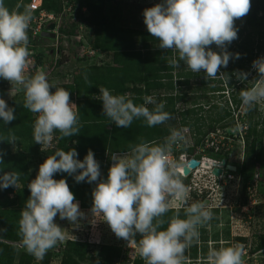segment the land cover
Wrapping results in <instances>:
<instances>
[{"label": "clouds", "instance_id": "clouds-1", "mask_svg": "<svg viewBox=\"0 0 264 264\" xmlns=\"http://www.w3.org/2000/svg\"><path fill=\"white\" fill-rule=\"evenodd\" d=\"M250 8L251 0H162L143 10V22L148 33L159 42L156 47L173 53L169 67L175 69L183 64L193 73L203 70L205 79L229 81L230 76L220 69L226 68L233 57L240 58V53H230L227 46L238 38L235 21L246 16ZM32 19L30 4H17L9 10L4 0H0V78L11 84L9 95L13 86L23 90V107L37 114L34 142L49 146L56 131L60 138L72 137L80 133V124L77 106L70 100L67 89L50 83L44 71L26 74L31 63L27 30ZM213 44L219 53L212 50ZM252 69L258 78H253L251 87L239 91L242 107L247 110L264 102V56L252 62ZM233 75L245 82L249 73L236 71ZM84 78L88 82L86 75ZM98 99L102 101L103 114L118 128H128L137 119L148 127L171 119V114L164 110L165 103L157 102L151 95H145L143 103L137 105L127 94L113 95L101 86ZM146 105L153 107L149 109ZM14 111L0 98V118L5 125L16 119ZM187 137L195 143L194 136ZM187 137L183 130L172 128L163 144L141 140L131 145L127 153L113 152L106 179L91 149L83 160L77 158L75 148L56 149L27 184L30 196L20 211L17 246L42 260L65 240L62 227L55 223L57 216L70 224H79L87 218L67 181L53 178L57 173H67L77 183L95 182L91 192V223L106 222L118 239L135 244V251L145 264H186V250L199 243V228L213 218L205 203L188 204L189 190L181 178L183 156L179 161L169 158L173 146L186 145ZM7 142L14 149L15 134H9ZM5 154L0 150V164ZM19 176L15 171L0 175V189L16 187ZM173 201L184 207L185 219L179 217V212L167 221L164 219ZM6 231L0 228V233ZM243 256V245L209 247L206 264H244Z\"/></svg>", "mask_w": 264, "mask_h": 264}, {"label": "trees", "instance_id": "trees-1", "mask_svg": "<svg viewBox=\"0 0 264 264\" xmlns=\"http://www.w3.org/2000/svg\"><path fill=\"white\" fill-rule=\"evenodd\" d=\"M106 1L41 0L40 8L56 16H63V24L62 22L59 24V21L51 23L55 25L59 35H72L76 39L75 27L78 26V23H84L87 26H93L95 34H99V40L102 41L96 46H91L92 49L103 52L105 55L111 52L114 53L113 64L115 65L95 66V69L87 75L88 82L83 77L81 79L75 78L72 84H54L57 87L67 89L70 92V99L71 96L78 97L76 111L78 112L80 133L72 137L60 138L59 132L56 131L51 143L52 148L44 151L47 155H52L56 149L69 151L75 148L78 153L77 158L83 160L87 151L91 149L95 159L100 163L102 177L105 179L111 166L110 155L113 152L127 153L130 151L131 145H135L141 140L153 142L157 145L163 144L165 138L170 135V129L175 124H178V128L192 129L193 135L200 137L195 140V143L198 144L206 135L227 128V124L221 127H217L216 124L229 117L228 120L233 121L231 111L227 105L222 108L215 105L210 106L208 102L206 105H202L197 103L196 98L189 96L186 92L189 80L200 77V74H194L191 70L185 71L184 68L175 71L176 68L169 67L168 60L173 53L171 50L165 51L156 47L159 42L148 33L146 27L139 32L111 27L105 14ZM30 2L31 0H4L9 10L15 9L17 4H29ZM155 4L157 2L150 4L149 7ZM64 8L70 9L71 16L66 17V14L62 13ZM36 15L37 12H33V17ZM247 28L258 37L255 45L251 32L243 36V30H238V38L230 45H236L235 47L242 51L239 59L242 60L245 56L251 66L259 53L264 55V0H251V8L244 22V29ZM27 34L30 39V30H27ZM134 37H138L136 43H134ZM30 40L29 52L33 57H36L40 64L44 52L42 53L35 43L37 40H42V38L35 36ZM78 44L81 45L79 42ZM137 45L138 48H136ZM51 52L54 53V49H51ZM82 59L85 60L86 57L83 56ZM2 81H0V88L5 87ZM202 84L204 85V82ZM133 85H140L141 87L138 88ZM101 86L108 88L111 93L116 95L127 94L128 97L131 95L129 98L137 105L143 103L142 98L145 95L154 96L157 102L165 103L164 110L171 114V119L155 127H148L142 119H137L128 128H118L103 114L102 101L100 99L94 100V95L91 93ZM177 89L185 90L177 92ZM54 90L52 89V91ZM209 90L211 93L219 91L217 89ZM22 96V99L14 97L13 100L6 102L9 107L15 109L16 119L5 125L2 118H0V150L6 153L3 156V163L0 164V175L9 171L19 172L20 174L16 187L10 186L7 189H0V228L7 229L6 232L0 233V239L15 243L20 240L17 235L20 211L24 208L25 201L30 196L27 184L37 175V173L34 175L29 171L31 158L33 155L39 156L41 153V145L35 143L33 139V124L37 114L23 107L24 93ZM187 103L191 104L190 108H185L183 111L178 110V104L185 105ZM232 103L234 105L233 111L237 110L241 104L239 94L233 97ZM146 106L149 109L153 107V105ZM204 106L209 111L213 109L218 111L215 118L208 117L209 123L206 124V129L202 131L201 127L205 125L204 119L206 117L201 115L200 112H202ZM253 118L252 109L246 110V115L243 114L241 119L244 121L245 130L242 139L249 155L247 159L259 163L262 155L260 146L263 140V118L259 117L260 121L258 119L254 122L252 121ZM9 134H15L17 137V149L15 151L11 150V144L7 142ZM226 156L227 153L223 152V158ZM104 159L107 165H105ZM234 166L237 167L236 173L240 175L243 183L252 177L248 172L247 160L240 166ZM53 178L65 179L81 208L91 209V192L95 187V182L93 184L86 181L77 183L67 173H57ZM242 202H245L244 196H242ZM170 214H173L172 210L165 214L164 219L166 221L170 218ZM163 227L166 228L167 223ZM235 241L237 244L243 245L244 249L247 248V244H244L245 238L237 237ZM263 247L264 238L261 237L256 246H249V253L254 254ZM87 248V244L83 242L68 240L62 250L59 264H79L87 261L91 263L97 261V264H114L121 258V254L118 253L119 249L114 246H101L96 259L88 255ZM15 252L16 248L14 246L0 242V264H12ZM30 257L32 258L31 255ZM48 263L50 264L48 261L44 262V264ZM133 264L145 263L138 257Z\"/></svg>", "mask_w": 264, "mask_h": 264}, {"label": "rangeland", "instance_id": "rangeland-1", "mask_svg": "<svg viewBox=\"0 0 264 264\" xmlns=\"http://www.w3.org/2000/svg\"><path fill=\"white\" fill-rule=\"evenodd\" d=\"M155 2L161 3L162 0H107L105 4V14L111 27L118 29H130L133 32H139L143 31L146 27L143 22V10L148 8L150 4ZM62 13L66 14V17H69L71 16L72 12L69 8H64ZM57 17L60 18L59 24H61V22L63 24V16L55 15V18ZM245 17L246 16L236 20L235 27L238 30H243V36H245L246 33L251 32V36L255 45V43L258 41V37L254 35L253 31H251L250 29H244ZM50 25L51 23L49 22L45 31H48V27ZM53 33L55 34L54 38L42 37V40H37V42L35 43L37 47L40 48V51L44 53L40 64L36 57H34V62L29 64L28 66L29 71L27 74L30 75L35 74L38 71H44L47 75L48 81L52 84H72L75 78L81 79L85 77V75L87 76L89 72L94 70L95 66L97 65H115L113 64V52L107 53V55H105L103 52L101 53L98 50L92 49L91 46H96L97 44L102 43L101 39L99 40V34H95L93 26H87L84 23H78V26L75 27L74 30V34L77 36L76 39H74L72 35H59L56 28L55 30H53ZM31 38L32 36H30V39ZM30 39L29 43L31 41ZM137 40L138 37H134V43H136ZM78 42L81 45H79ZM235 46L228 45L227 50L233 54L241 53L242 51L240 49H237ZM138 47L139 46L137 45L136 48ZM88 48H91L100 55L98 57H95V55L91 56L90 53H86V51H88ZM211 48L217 53H219L220 51L214 44L211 45ZM51 49H54L55 52L52 53ZM30 56L32 55L30 54ZM83 56L86 57L85 60L82 59ZM261 56L264 55L262 53H259L258 57H256L255 59ZM37 67H40V69L36 70ZM179 68H184L185 71H190V69H188L183 64H181L180 67L176 68L175 71H178ZM220 71L227 73L230 76L229 81H227L226 78H217L215 80L205 79V73L202 70L200 73H194L200 74V77L191 78L189 80V86L186 92L189 94V96L196 98L197 103H201L202 105H206L208 102V105L210 106L215 105L222 108L227 105L229 107L233 121L228 120L230 117L227 118L223 122L216 124L217 127L225 126L227 124L226 129L224 128L222 130L216 131L214 134H210L209 136L207 135L208 138L213 140L219 148V151L217 152V154H214L213 157L220 160L225 159L228 164L238 166H240L244 161L247 160L249 169L248 172L252 175V177L245 180V183H242L244 185H247L253 180L264 182V102L257 104L252 109L254 115V118L252 120L253 122L257 121L258 119L260 121L259 117L263 118V140L262 145L260 146L262 155L259 163H255L254 161L247 159V156L249 155L246 152L245 145L243 144L242 136L244 135L245 129H243L244 121L241 118L243 114L246 115L247 109L242 107L241 102L238 109L233 111L234 105L232 103L233 97H236L239 94L240 90L248 86H252L251 81L253 80V78H258L257 73L252 69V65H249L248 61L245 59V56H243L242 60L235 59L233 57L232 59H230L227 67H221ZM236 71L248 72L249 75L247 81L241 82L237 80L235 78V75H233V73ZM0 81L5 84V87L0 88V98L4 99L6 102H8L9 100H13L14 97L18 99L23 98L22 89L13 87L9 95V91L11 89L9 82L2 78L0 79ZM203 82L204 85L202 84ZM133 86H136L138 88L141 87L140 85ZM99 88L100 87L91 92L92 95H94V100L96 101L99 100ZM209 89H217L219 91L211 93ZM183 90L185 89H177L176 91L183 92ZM82 97H84V95H82ZM129 97H131V95H129ZM70 100L76 105V101L78 102V97L71 96ZM190 107V103H187L185 105H177V108L180 111H183L185 110V108ZM207 109L208 108L204 106L202 112H200L201 115L206 117V119H204L205 125L201 127L202 131L206 129L205 126L207 123H209L208 117L215 118V115L218 111L215 109L209 111ZM177 120H179V118H177ZM173 128L183 130L186 137L194 136V140L200 138L199 136L192 135V129L185 127L178 128V124L173 125ZM203 148H205V146H203ZM16 149L17 145L14 149L13 145H11L12 151H15ZM40 150L42 154L40 153L39 156L33 155L29 166V171L31 173H34V175L38 173L39 165L43 163L45 159L50 155L44 153V151L47 149ZM223 152L227 153V156L224 158ZM104 163L105 165H107L105 159ZM229 201L230 199L228 198V203ZM204 203L210 207V210L212 206L218 205V203ZM221 203L225 204L223 201H221ZM229 204L232 205V203ZM241 205L242 204H240L239 206L241 207ZM79 207L87 217L86 219L81 220L79 224H70L67 220H61L59 216L55 218V223L62 227V230L65 234V240L58 243L54 248L49 250L42 260H37L32 255L31 258L30 254H28L22 247L14 246L16 248V252L12 264H44V262L46 261L50 262V264H59L62 250L68 240L80 241L87 244L88 255L91 258L95 259L98 258L97 255L101 246L116 247L117 249H119L118 253L121 254V258L114 264H127V260L130 257H139V255L135 251V244H130L131 242L127 243L123 239H118L111 231L106 222L97 220L94 224L91 223L90 221L92 220V215L90 213V209L81 208L80 203ZM240 207H234L231 212H229L228 210H211L213 212V218L199 228V243H194L185 252L186 257L188 258L187 260L190 261L189 264H206L204 263V260H206L209 247L219 248L221 246H231L232 244L240 245L235 241V238L237 237L245 238L244 244H247V246H256L259 243L260 238H264V203L258 205L255 208L254 212L250 214L242 213ZM177 212H179V217L181 219L186 218L184 210L173 211V214H170V217L176 215ZM136 239L138 240L139 237H137ZM84 263L97 264V261L94 263H91L90 261ZM254 263L264 264V254L255 259L253 261V264Z\"/></svg>", "mask_w": 264, "mask_h": 264}, {"label": "built area", "instance_id": "built-area-1", "mask_svg": "<svg viewBox=\"0 0 264 264\" xmlns=\"http://www.w3.org/2000/svg\"><path fill=\"white\" fill-rule=\"evenodd\" d=\"M29 4L32 6L33 12H37V15L33 17L28 28L32 37L40 36L45 29V26H47L49 22L52 23L60 20L59 17L55 18L54 14L40 9L41 0H31ZM86 53H90L91 56L95 55V57L100 55L91 48H88ZM29 60L31 63L34 62V57L29 56ZM38 69H40V67L36 68V70ZM28 71L29 69L27 68L26 74ZM9 85L11 86L10 83ZM13 87L19 88V86ZM243 129H245V127ZM208 136L205 137L199 144L194 143L190 137H187L186 145L182 147L173 146V149L169 154V158L176 161H179L183 156L184 166L192 159L197 160L200 163V165L193 169L187 176H184L181 173L183 183L189 190L188 204L190 205L193 202H207L210 204L218 203V205L215 206L210 205L212 206L211 210H228L229 212H231L234 207H240L239 205L242 204L240 207L242 213H253L258 205L264 203V182L253 180L249 184L243 185V181L239 174L236 172L227 171L225 168L222 169V172L219 176L213 175L212 169L204 167V160H212L216 163L219 162L220 159H215L213 157L214 154H217L219 148L213 140L208 138ZM203 146H205V148H203ZM51 148L52 145L41 146V149ZM205 149L208 152H206ZM242 196H244L245 202H242ZM228 198L230 199L229 203H232V205L228 203ZM221 201H223L225 204H222ZM170 210L181 211L184 210V207L178 206L176 202L173 201ZM234 245L236 244H232L231 246ZM262 254H264V247L256 253L250 254L249 246H247V248L244 249V264H253V261ZM137 257H130L127 260V264H133ZM189 263L190 261L187 260L186 264ZM204 263H206V260H204Z\"/></svg>", "mask_w": 264, "mask_h": 264}, {"label": "water", "instance_id": "water-1", "mask_svg": "<svg viewBox=\"0 0 264 264\" xmlns=\"http://www.w3.org/2000/svg\"><path fill=\"white\" fill-rule=\"evenodd\" d=\"M53 30H55V25L51 24L48 27V31H44L41 33L40 36L42 37H51L54 38L55 34L53 33ZM52 31V32H51ZM200 165L199 161L197 160H190L182 169V174L184 176H187L193 169L198 167ZM204 167L212 169V174L215 176H219L222 172V169L225 168V170L230 171V172H237V167L233 165L227 164L225 159L220 160L219 162H213L212 160H204ZM0 242L7 244V245H12V246H17L19 242H11V241H6L3 239H0ZM79 264H85L84 262H81Z\"/></svg>", "mask_w": 264, "mask_h": 264}, {"label": "crops", "instance_id": "crops-1", "mask_svg": "<svg viewBox=\"0 0 264 264\" xmlns=\"http://www.w3.org/2000/svg\"><path fill=\"white\" fill-rule=\"evenodd\" d=\"M106 157H107V153H106Z\"/></svg>", "mask_w": 264, "mask_h": 264}]
</instances>
